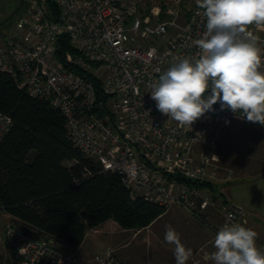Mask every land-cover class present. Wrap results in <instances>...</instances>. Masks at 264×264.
I'll return each instance as SVG.
<instances>
[{
    "label": "built area",
    "instance_id": "built-area-1",
    "mask_svg": "<svg viewBox=\"0 0 264 264\" xmlns=\"http://www.w3.org/2000/svg\"><path fill=\"white\" fill-rule=\"evenodd\" d=\"M187 1L166 0L143 13L134 0H30L0 43V72L60 109L68 139L103 171L118 174L133 198L166 211L182 207L216 235L225 223H242L247 212L226 205L223 223L213 225L205 220L204 208L216 207L217 201L190 182L212 176L210 152L202 149L216 147L213 129L243 114L221 110L218 101L191 126L181 125L158 111L150 94L163 72L202 55L196 41L206 32L205 10L197 4L186 10ZM246 32L261 49L259 70L264 72V28ZM63 35L76 52L62 60L57 42ZM87 74L100 81L102 97ZM11 125L0 112V141ZM75 254L60 250L50 236L32 234L0 207V264H76ZM106 258L95 254L92 264H104Z\"/></svg>",
    "mask_w": 264,
    "mask_h": 264
},
{
    "label": "trees",
    "instance_id": "trees-1",
    "mask_svg": "<svg viewBox=\"0 0 264 264\" xmlns=\"http://www.w3.org/2000/svg\"><path fill=\"white\" fill-rule=\"evenodd\" d=\"M70 52L76 50L63 35L57 55L63 60ZM87 75L102 97L100 81ZM0 112L12 119L0 141V207L26 223L32 234L77 248L90 228L108 220L122 229H142L166 212L157 203L133 198L118 174L103 171L68 139L60 109L32 97L4 72H0ZM190 184L210 188L226 202L212 182Z\"/></svg>",
    "mask_w": 264,
    "mask_h": 264
},
{
    "label": "clouds",
    "instance_id": "clouds-1",
    "mask_svg": "<svg viewBox=\"0 0 264 264\" xmlns=\"http://www.w3.org/2000/svg\"><path fill=\"white\" fill-rule=\"evenodd\" d=\"M196 4L206 17V32L196 41L202 55L195 62L182 59L160 75L150 93L157 110L191 126L214 111L219 101L221 110L240 111L247 121L264 125L261 49L246 32L249 25H264V0H196ZM256 238L250 228L225 223L215 235L211 259L214 264H264ZM164 240L174 245L176 264H186L191 249L182 244L179 233L169 226Z\"/></svg>",
    "mask_w": 264,
    "mask_h": 264
},
{
    "label": "rangeland",
    "instance_id": "rangeland-1",
    "mask_svg": "<svg viewBox=\"0 0 264 264\" xmlns=\"http://www.w3.org/2000/svg\"><path fill=\"white\" fill-rule=\"evenodd\" d=\"M134 1L139 3L141 12L143 13L149 12L148 10H150L152 7L162 5L161 2H163V0ZM30 4V0H24L23 3L22 0H0V43H2V40H4V38L14 29L17 18L24 13L25 9ZM195 5L196 0H188L185 3V9H191ZM258 27L262 29L264 28V25L257 26L255 24H252L251 26V28L253 29H257ZM155 42L157 43L158 41ZM149 43L151 44V42ZM142 44L145 45L148 43L145 42ZM254 126L256 128H264V125H259L258 122L253 123L242 118H231L218 124L213 129L214 138L216 140V147L214 149L205 148L202 150L208 153L210 152L212 164L210 169L212 176L205 182H212V184H214L217 188L216 192L219 191L218 188L220 187L221 189V185L224 184L219 182L220 180H222L221 177L218 178L219 170L222 171V176L223 174L229 173L227 168H229L230 165H232L233 170L235 169L234 175L240 174L241 176H244L246 174V176H251L263 170V164H261L262 162L260 163V161H263V158H260L258 153L260 147L258 145L252 147L250 141L244 142V135H242L244 132V128H254ZM229 145H231L230 147L235 148V152H230ZM251 151H254L252 155L250 154ZM228 157H236V162L233 164L227 163L226 160ZM66 164L70 165L69 162H67ZM241 170H245L246 172L244 173ZM205 188V192L208 193L211 191L210 193L213 194L217 200L216 194L214 193L215 191L210 190V188L207 187H204V189ZM218 201L219 203L216 207H221L220 213L222 214L223 219L225 211L224 207L227 204L221 199H219ZM199 203L201 204L200 201ZM216 207L214 209H216ZM210 208L211 207L206 206V208L204 209ZM169 212L171 216H169L170 214H168L164 218H161V220L157 222L155 226L147 230H142L144 229L142 228L123 231L122 228L118 225V223L114 220L106 222L102 225H98L94 228H90L87 232V240L85 245L81 248V251H75V258L77 260L76 264H92V259L95 254H103V256L106 255L107 258L105 259L104 264H109L112 260L118 261L120 264H122L121 261L123 257H125L126 251L133 255L132 258L136 257L138 261H141L139 262L140 264H144L148 261V248H151L155 251V244L152 246L151 241L161 243L160 246L164 247L163 249L167 251L168 249H174V245L168 244L164 240V236L166 229L169 226L175 229L177 233H179L180 227L177 226L181 223L182 217L180 218L179 213H177L176 211ZM133 239L135 241L130 243ZM261 242L264 244V240H262ZM57 246L60 250H65L64 248H62V246L58 244ZM105 246L112 247L108 256L106 254L107 250H105L104 248ZM150 254L152 256L151 252ZM161 255L162 257H160L159 260L164 261L167 259L166 254ZM206 255L207 253L203 252V256ZM197 264L200 263L197 262Z\"/></svg>",
    "mask_w": 264,
    "mask_h": 264
},
{
    "label": "crops",
    "instance_id": "crops-1",
    "mask_svg": "<svg viewBox=\"0 0 264 264\" xmlns=\"http://www.w3.org/2000/svg\"><path fill=\"white\" fill-rule=\"evenodd\" d=\"M242 135H244V142L250 141L252 147L257 145L260 147L258 153H259V157L263 158V161H260V163L262 162L261 164H263V170L251 176H246V174L244 176H241L240 174H235L236 175L235 176L234 175L235 169L233 170L232 165H230L229 168H227L229 171L228 174L226 173L223 174L222 176V171L219 170L220 175L218 173V178L220 177L222 178V180L219 179L220 180L219 182L224 184L221 185V189L220 187L218 189L219 191L221 190L220 192L223 193L222 199L226 200L227 205L242 207L243 209L246 210L247 216L245 220L242 223H240V225L246 228H250L257 233V236L260 238L258 237L256 238V245L258 249L264 252V244L261 242L262 240H264V128L263 127L256 128L255 126L254 128L253 127L244 128V132ZM230 146L231 145H229L230 152H235V148H232ZM252 153H254V151L250 152L251 155ZM226 162L233 164L236 162V157H228ZM242 172L245 173L246 171L244 170ZM201 190L202 193H207L205 192L206 188L204 189V187H202ZM210 192H208V194H211ZM211 195L215 198L213 194ZM218 200L219 199L216 200L217 205L219 203ZM198 201H200V199H198ZM214 208L205 210L204 218L206 221L212 223L215 226H218L223 222L222 214L220 213L221 207H216V209ZM169 211H176L177 213H179L180 218L182 217L181 223L177 226L180 227L179 236L182 244L186 248L191 249V255L189 259L186 261V264H197V262L200 264H214V261L211 259V255L214 251H216V249L213 246L215 235L213 234L212 230L209 227H207V225L203 221L197 219L188 210L182 207L179 206L172 207L171 209L166 211L162 216L156 219L150 226L142 230H147L155 226V224L159 222L161 218H164L165 216L170 214ZM169 216H171V214ZM109 221H113V220H108L106 222ZM122 230L124 231L126 229H122ZM86 240H87V236L84 242L77 248H73L65 244H61L60 246H62V248L65 249L64 251H69V252L77 251V250L81 251V248L85 245ZM134 241L135 240L133 239L130 243ZM154 244H155L154 246L155 251L152 250L151 248H148L147 250L148 261L147 263L144 264H176L175 257L173 255L174 249L167 248L168 249L167 251L163 249L164 247L160 246L161 243L151 241V245L153 246ZM104 248L105 250L112 249L111 246H105ZM150 252L152 253V256ZM203 252H206L207 255L203 256ZM161 254H166L167 259L164 261L159 260V258L162 257ZM132 257L133 255L128 251H126L125 257H123L121 263L140 264L139 262L141 261H138L136 257L135 258ZM10 264H16V263H10Z\"/></svg>",
    "mask_w": 264,
    "mask_h": 264
},
{
    "label": "water",
    "instance_id": "water-1",
    "mask_svg": "<svg viewBox=\"0 0 264 264\" xmlns=\"http://www.w3.org/2000/svg\"><path fill=\"white\" fill-rule=\"evenodd\" d=\"M24 0H22V3H23Z\"/></svg>",
    "mask_w": 264,
    "mask_h": 264
},
{
    "label": "bare ground",
    "instance_id": "bare-ground-1",
    "mask_svg": "<svg viewBox=\"0 0 264 264\" xmlns=\"http://www.w3.org/2000/svg\"><path fill=\"white\" fill-rule=\"evenodd\" d=\"M200 183H203V182H200Z\"/></svg>",
    "mask_w": 264,
    "mask_h": 264
}]
</instances>
